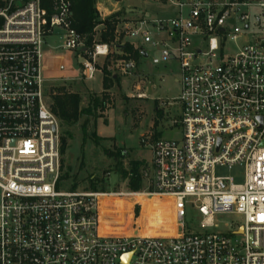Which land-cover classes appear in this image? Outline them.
Segmentation results:
<instances>
[{"label": "built area", "instance_id": "2783aa9c", "mask_svg": "<svg viewBox=\"0 0 264 264\" xmlns=\"http://www.w3.org/2000/svg\"><path fill=\"white\" fill-rule=\"evenodd\" d=\"M152 1L160 11L97 0L103 20L139 11L117 16L113 40L89 47L73 27L72 0H53L50 15L41 0H0V264H264V0ZM57 29L81 58L82 80L114 53L124 75L141 59L178 64L182 136H142L152 154L143 193L60 188L59 119L42 66L44 38ZM228 42L236 53H226ZM138 91L133 98L147 97ZM238 164L244 183L216 174ZM139 194L171 199L176 234L103 232L113 200ZM188 209L204 231H186ZM228 214L243 222L210 231Z\"/></svg>", "mask_w": 264, "mask_h": 264}, {"label": "rangeland", "instance_id": "374dc122", "mask_svg": "<svg viewBox=\"0 0 264 264\" xmlns=\"http://www.w3.org/2000/svg\"><path fill=\"white\" fill-rule=\"evenodd\" d=\"M100 1L107 5L109 10L114 9V6L110 4L114 3V0ZM125 5L136 6L138 9L149 8L153 12L160 11L152 0H124L118 6L123 8ZM99 39L100 30L97 28L90 47L100 42ZM62 44V32L58 29L54 34L44 38L42 66L44 76L48 78L46 96L49 99L51 93L59 92L60 88L78 92L83 98L82 107L91 106L92 114L82 116L74 125L62 126L59 121L60 146L62 136L66 138L67 143L66 153L61 155V165H63L61 174L67 173L71 177L62 186L60 185V188L70 189L75 178L79 190H89L93 181L99 189L104 188L105 191L130 192L127 188V181L122 180L116 171L115 164L118 159L116 154L120 151L124 152L123 163L126 168L129 167L130 160H145L147 163L152 154L142 145L141 139L144 134L154 133L156 139H180L182 136V105L177 100L181 94L178 64L171 62L168 67H165L163 64H154L152 58L141 59L131 74L124 75L117 65L119 55L114 53L108 58L99 57L97 62L99 70L92 80L86 81L80 79L81 58L78 57L77 51L63 48ZM236 51V43L226 44L227 54H234ZM154 54V51H151V55L154 56ZM105 65H108V71L115 78L107 91L104 89L103 82ZM139 87L146 94V98L132 97L139 93ZM153 87L156 89L154 90ZM92 96L100 99L99 106L93 105ZM176 121L178 124H175ZM93 132L96 137L92 136ZM216 174L232 176L236 183L241 184L245 181L246 169L243 164L232 167L218 166ZM144 189L145 185L142 190L133 192L143 193ZM127 200L126 197L113 200L114 212L105 214L103 211L102 220L111 221V226L115 231L131 232L141 215L142 204L146 210L144 224L147 227L148 220L156 207L155 199L135 196V200L141 203L138 205V216L133 206L131 212L128 210L124 215L118 211ZM159 203L166 206L163 199ZM125 208L129 209L128 206ZM172 211L173 206H166L156 231L164 232L166 227L177 230V220ZM200 220L201 215L197 211L188 209L184 219L186 231H204L200 228ZM242 222L243 219L238 215H220L216 218L219 228L210 231L230 232Z\"/></svg>", "mask_w": 264, "mask_h": 264}, {"label": "trees", "instance_id": "16d2710c", "mask_svg": "<svg viewBox=\"0 0 264 264\" xmlns=\"http://www.w3.org/2000/svg\"><path fill=\"white\" fill-rule=\"evenodd\" d=\"M43 8L48 12L50 15L53 11V0H41ZM97 0H72V22L73 27L82 35L86 37V45L90 47L93 43V40L96 35V28L99 25L100 27V42H110L114 38V31L116 27V17L122 14H126L125 10H122L112 16L101 19L98 13L97 7ZM0 6H4L3 3H0ZM126 50L131 52L135 58L138 59L139 54L138 51L134 49L132 45H126ZM108 65L104 67V89L107 91L113 83L115 79L114 76L108 71ZM107 95V94H105ZM93 105L95 107L99 106L100 99L98 97L92 96ZM82 95L78 92H70L66 91L65 88H60L59 92L51 93L48 102L50 104L51 109L58 117L60 124L62 126L66 125H74L76 124L82 116H89L92 114L91 106L87 108L82 107ZM59 124V127H60ZM93 137L95 133H92ZM61 146L60 151L61 155H64L67 150V143L66 138L62 136L61 138ZM118 159L117 163L115 164L116 171L120 174L122 180L127 181V188L130 191H139L142 190L144 187V180L142 171L146 166L145 160H130L129 167L126 168L123 163L124 152L120 151L116 154ZM121 158L122 160H120ZM63 165H61L62 169ZM71 177L69 174H61L59 185L62 186L64 182L69 180ZM78 188V183L75 181L71 185L70 190H76ZM89 190H102L105 191L104 188L99 189V187L92 181L91 186L88 188ZM135 196H132L130 200L128 199L124 206L119 207V210L123 215L127 213L129 210L131 212L132 206L136 203ZM141 204V203H140ZM128 206L129 209L125 207ZM142 211L139 219L136 222V226L131 231L134 235H140L147 231V228L144 224V217L146 216L145 207L141 204ZM136 216L139 215V206L137 205L135 208ZM103 227L105 228L106 232L108 233H122L121 231H115V229L111 226V221L106 222L103 219L102 222ZM173 231V228L166 227L164 229L165 234H169ZM126 232V233H131ZM159 233L158 231H155Z\"/></svg>", "mask_w": 264, "mask_h": 264}, {"label": "bare ground", "instance_id": "6f19581e", "mask_svg": "<svg viewBox=\"0 0 264 264\" xmlns=\"http://www.w3.org/2000/svg\"><path fill=\"white\" fill-rule=\"evenodd\" d=\"M134 196H137V195H134ZM139 196L147 197L144 194H139ZM152 198L155 199L156 207H155L153 215L148 220L147 227H146L147 231L145 233H143V234H140V235H160V236H165V235L176 234L177 230L174 229V228H173V231L170 232L169 234H165L163 231L159 232V233L155 232L157 230L159 224H160V221H161V218H162V213L166 209V206H173V205H172L171 199L169 197L160 198L159 196H152ZM162 199L165 200V203H166L165 205L166 206H164L162 203L161 204L159 203V201L162 200ZM101 222H103L102 217H101ZM102 230H103V232H106V230L103 227V225H102Z\"/></svg>", "mask_w": 264, "mask_h": 264}, {"label": "water", "instance_id": "95a60500", "mask_svg": "<svg viewBox=\"0 0 264 264\" xmlns=\"http://www.w3.org/2000/svg\"><path fill=\"white\" fill-rule=\"evenodd\" d=\"M23 3H24V2H22V4H23ZM126 11H127L128 13H134V12H138L139 10H137V9H135V8H127ZM84 49H86V48H84Z\"/></svg>", "mask_w": 264, "mask_h": 264}, {"label": "crops", "instance_id": "0c3cea01", "mask_svg": "<svg viewBox=\"0 0 264 264\" xmlns=\"http://www.w3.org/2000/svg\"><path fill=\"white\" fill-rule=\"evenodd\" d=\"M134 212H135V208H134Z\"/></svg>", "mask_w": 264, "mask_h": 264}]
</instances>
